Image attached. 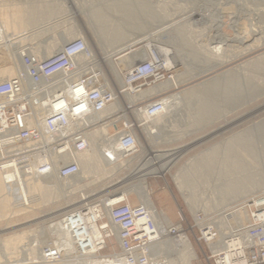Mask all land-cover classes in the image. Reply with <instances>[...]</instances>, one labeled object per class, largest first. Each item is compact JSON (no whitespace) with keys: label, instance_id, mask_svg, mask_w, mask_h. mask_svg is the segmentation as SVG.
Returning <instances> with one entry per match:
<instances>
[{"label":"built area","instance_id":"built-area-1","mask_svg":"<svg viewBox=\"0 0 264 264\" xmlns=\"http://www.w3.org/2000/svg\"><path fill=\"white\" fill-rule=\"evenodd\" d=\"M96 56L89 52L82 37L67 40L47 56L34 54L24 46L19 72L0 80L2 170L16 172L17 168L23 178L54 172L60 179H72L80 170L76 156L88 150L90 132L100 125L111 128L107 135L110 141L98 140L100 155L106 162L115 164L141 153L139 135L145 132L147 124L144 116L163 110L167 96L150 95L133 103L122 96L126 92L135 94L140 86L164 79L163 66L149 56L126 69L123 86H113L105 82ZM116 96L122 97L120 107L114 112L102 113ZM138 111L142 113L141 120L136 115ZM50 153L56 158L55 165L46 158ZM65 157L69 159L65 161ZM106 198L82 200L74 209L70 208L73 211L68 209L51 220L60 222L67 232L89 225L100 228L99 240H91L84 229L80 231L83 234L78 250L92 251L94 255L88 264H156L149 254L152 242L183 234L191 241L189 233L200 249L197 251L194 247L196 254L190 264H264V192L226 208L224 216L228 219L241 209L246 215L232 223L224 234L214 224L217 214L199 212L195 217L190 212V223L180 208L176 212L178 220L172 222L167 216L170 226L157 234L153 214L140 199L130 203L128 196H124L117 202L105 201L106 211L102 204ZM89 205L93 206L95 215L91 222L83 224L81 219L90 213L86 209ZM111 239L116 243V250L101 253ZM38 252L32 262L23 264H55L64 259L51 238L39 245Z\"/></svg>","mask_w":264,"mask_h":264},{"label":"bare ground","instance_id":"bare-ground-1","mask_svg":"<svg viewBox=\"0 0 264 264\" xmlns=\"http://www.w3.org/2000/svg\"><path fill=\"white\" fill-rule=\"evenodd\" d=\"M43 1H45V0H0V6L3 5V8L5 6L6 7L5 10L9 6H10V9L12 6V8H15V10H19V9H22L23 5H25L28 2L32 4V3H37V2L42 3ZM47 1H49L50 3L54 2V1H58V2L60 1L62 3H65L67 6L66 7L67 10H69L70 16L76 17V15H82L86 19V22L89 24L90 31L95 36L97 43L99 44L100 48L103 51V56H101V60L106 61L110 65L109 66L110 69L112 70V72L117 77L116 79H118V82L121 84V86H123L124 77L122 75V78H121V74L119 72V69L117 68V66L115 64V62H116L115 58H116V60H117V58H118V60H122L120 63H124L127 67L128 66L131 67L135 62L143 60L149 56H152L154 59H156L158 61L159 64L165 66V68L171 67V66L175 65L176 63H182V64L187 65L188 61L185 58L188 56V54H184L179 50H175V49L172 50L173 45H168L167 44L168 42H172V40H174L176 37L179 36V37H181L179 40L182 41V44H180L181 46L185 47V45L188 46L189 44L192 43L191 45L195 46V49L198 52L197 54H203L204 53L203 55H205L209 60V58L213 57L214 54H216V51L218 49H221L222 45H226L227 41H229V39H230L229 36L220 29V26H221V24H220L221 21L219 20L220 16H218V20L216 19L217 20L216 32H215L216 34H213L214 36L212 35L213 37H211V40H209L207 38L209 40L210 44H213V45L215 44L214 46L213 45L210 46L209 44H207V45L206 44L205 45L197 44L196 41L194 44L192 41H190L191 39H189L191 37L190 34L187 36H184V34H183V32L185 30L184 28H188V26H189L188 20H187L188 23L185 20V22L182 21L183 23H179L178 26L177 25L175 26V23H174L173 27L171 26L172 28H170V30L167 29L166 25H165L162 28V30L159 31L161 33L159 35H155L152 33L149 34V31L145 30L146 29L145 24L148 23L147 22L148 19L146 17H148V16L154 17L155 14L161 15L163 17L165 10H167V7H169V4L170 3L172 4V2H170L171 0H133V1H130V0H47ZM134 2L136 4H138L139 9H135L134 7H132V3H134ZM199 11L200 12H198L196 15H198L202 19H205L204 17L207 16L208 13H204L205 11H201V10H199ZM8 12L5 13V11H4V13L6 15ZM12 12H13V10H12ZM138 14L140 16H142L141 21H139L140 17L137 16ZM0 15L1 16L3 15L1 13V11H0ZM10 15H11V13H10ZM16 15H17V12H16ZM6 17H8V16H6ZM168 17H170V14H168ZM1 18L2 17H0V21H1V25H0V40H1L0 49L7 51L8 55H9L8 57L10 58V60L14 61V64H11L7 68L4 67L5 70L6 69L7 70L5 72L3 71L2 73L0 72V80L9 78V77H11L14 74H17L19 72V70H20V52L22 51L24 46H25V48L28 47L30 49V51L34 54L36 53L37 55H40V56H47V55L53 53L54 51H56L57 49H59V47L64 42H66L67 40H70L71 38L75 37L76 35H80L82 32L81 29L79 30V28L75 26L72 28H67L66 30L65 29L58 30L55 32V33H57L56 36H54L53 34H51L52 31H50V28H52V27H50V26H53V24H55V23H51L52 21L50 19L52 17L51 18L49 17L50 19L43 21L42 23L37 22L39 24H36V28L34 29V27H35L34 26L33 27L34 30L32 32H29V34H27L28 41H26L25 44L20 45V41H18V40L23 38L25 35L20 34L22 32H18L19 30L13 29L11 26H8L9 25L8 22L11 18H13V16L8 21H7V18L5 19L3 16V18L5 19L4 21H6V23L8 24V25L6 24L8 27H6L5 22ZM172 18H173V15H171V19ZM55 20H58V19H54L53 21H55ZM167 21H166V24H167ZM48 22H50V23H48ZM12 24L10 21V25H12ZM124 24L127 25L128 27L125 26ZM164 24H165V22H164ZM170 25H172V24H170ZM170 25H169V27H170ZM9 27L11 28L10 30L8 29ZM234 28H235L234 31L236 34L235 39H237V38L242 39L244 36L243 37L239 36L238 24H236ZM26 29H29V28H26ZM26 29H24V30L25 31L30 30V29L29 30H26ZM41 33H42V35H44V33H46L45 35L48 34L47 35L48 37H45V40H42V38H41L42 41L40 39H38V41H37V37H40L39 35H41ZM250 33H251V36H254V37L252 38L253 42H251V44L249 43L248 47H252V46L254 47V46L264 42V28H261L259 26L258 27H256V26L252 27L250 29ZM231 37H233V36H231ZM82 38L86 41V43L89 47V52H91V54L94 57L95 51L93 50V47H91V45H90L91 42L89 43V39L86 36H82ZM26 39L24 38V41ZM244 39H246V38H244ZM141 40H145L147 42L146 45L143 47H140V48L133 49V46L135 44H137L138 42H140ZM162 41H167V42L164 43ZM239 43H240V41H239ZM38 45H39V47L41 46V48L37 50ZM246 48H247V46H246ZM246 48H245V50H246ZM238 49H239V47H238ZM222 50H220V51H222ZM174 52H175V54H174ZM218 53H220V52H218ZM173 58L174 59L176 58V60H174ZM15 61L17 62L18 65H16ZM81 61L82 60L80 59L79 63H81ZM256 64H257V62H256ZM16 66H17V68H16ZM0 69H2V68H0ZM255 70H257V69H255ZM177 75H179V74H177ZM234 75H236V74H234ZM230 76L231 75L226 73V75L224 74V77L221 80H218V79H212L211 80L210 79V82L208 81L207 83H202V85L199 84L200 88L198 87V89H196L194 87V88H190L189 90H187L185 92L183 91V93L181 92V94L179 92V94L175 93L172 95H167L163 110H161L160 112H158L156 114H153V116H149L147 114L144 116L145 120H147V123H148L144 126V129H146V131L150 135H151V133L157 132L158 136L155 137V136L151 135V137H150V139H151L150 143L151 144H150V146L148 145V148H147L148 152L144 155V157L141 159V161H139V163L136 164L135 167H133V170H135V172L132 171V169H131V171L134 172L133 174H135L136 177H139V179H138V182L135 184V188L133 190L127 191L126 195L128 196V194L133 193L134 195H136V197L138 199H140L149 208V210L152 212L153 218L155 220V226L157 229V234H160L164 229L160 222H162V221L167 222L168 225L166 227H168L170 225H169V222L167 219V215L162 211H157L156 206H155V204L152 201L151 196H150L151 189L148 187L146 177L148 175H154L155 177L156 176L164 177L166 172H170V170L175 165L178 164V161L182 157V152L185 151V149L182 150V149H174L173 148V149H170L169 152L167 150L166 151H162L159 149L154 150L153 147H154V144H156L154 138H161V137L163 138L164 134L166 135V132H165L166 126H168V125L170 127H171V125L173 126V123H174L173 117L176 115H181L180 114L181 110H176V109L177 108L179 109V106H181L182 103L184 105L185 104L189 105L191 103V101L195 99V104H194L195 107L194 108L196 109V111L199 110L198 113H205V114L207 113L208 116H209L208 113H211L210 116L212 117L213 114L216 113L213 108L216 106L217 103H216V98H214L211 95L212 93L209 94L210 91L220 87L219 85H221L222 81H223L225 83V85H223L224 87H222V90L224 89L223 94H225L226 97L230 96V94H228V93L231 92L232 90H235L238 93L240 85L237 84L238 83L237 77H239V76L235 77L236 79L234 78L235 81H234V79L229 80L231 78ZM240 76H241V73H240ZM242 77L240 79H242ZM176 78L178 79V77H176ZM172 81H173V79L172 80L165 79V80L160 81L159 83H157L154 86H151L147 89H143V90L140 89L135 94H130V93L126 92V93H124V97L127 98L129 103H133L137 99L140 100V98H143V97L146 98L150 95H153L154 93H157L159 91H162V90L170 87L171 85L173 86V84H175L176 82L175 81L172 82ZM201 94L204 95L205 97L204 96L201 97L202 96ZM227 101H228V99H227ZM119 107H120V101H119V98L116 96V99L112 103L108 104L102 113L114 112ZM184 111H186V110H184ZM183 113L185 114V112H183ZM189 113L191 116V112H188V114H186V117L187 116L189 117ZM136 115L139 119L142 118V113L140 111L136 112ZM202 115L203 114H201V116ZM207 115H205V116H207ZM186 117L183 116L184 119ZM177 118H178V116H177ZM177 118L175 117V119H177ZM205 118H208V117H205ZM205 118L203 116V119H205ZM181 120H182V118H181ZM187 121H189V120H187V118H186L185 123ZM208 122H210V121H208ZM182 124H184V123H182ZM173 127H171V129H173ZM257 128L259 130V131H257L258 132L257 136L264 137V126L260 125ZM255 130H257V129H255ZM108 133H109L108 127L106 125H100L96 129H94L93 131L90 132L89 148L87 151H85V153L83 152V153L79 154L78 156H76V159L79 163L80 170H79V173L77 175L72 177V179L71 178L60 179L55 175L54 172L49 174V175H46V176L24 177L23 178L22 177L23 175L21 174V172L17 168H16V172L14 169H7L5 171H2L0 169V194H1L0 206L5 207V205H7V203L10 202L9 200L15 199L14 202L17 201V205L18 206L22 205V206L18 207L17 209H16L17 206L11 207V208L9 207V211L11 210L10 213L11 212L17 213L20 211L26 212L29 210L31 211L33 209V206L36 205V203H33V201L36 198L31 197V195L33 193L42 195V197L44 199H46L48 202L54 201L56 199H62L67 203V205L65 207L80 203V202H82V200H86V199L88 200V198L91 195L89 196V195H85L84 193H82V196H81V199L79 202H76V201H75L76 203H74L73 201H72L73 203L68 202L70 200V198L74 197L73 194H74L75 190H77V188L84 187V185L86 183H89L88 181H89L90 175L92 173H97V175L100 174V176H101V174L103 175L108 171L110 172L113 168H116L115 170H117V168L120 167V169H121V166L129 164V162L132 159V157H129L127 159H121L119 162H117L115 164H111V163L106 162L102 158V156L100 155V151H99L100 147H99V141L98 140H99V138H103V140H102L103 143H105L106 141L107 142L110 141V139H108L109 137H107ZM166 138H163V139H166ZM251 139H252L251 128L246 129V130L242 131L241 133H238V134L234 135L233 137H231V138L229 137L227 139V141L225 142V144L223 146V149L226 150L227 155L224 159H222V161H220L221 163L218 162V164H220L219 166L217 165L219 167V172H217L218 170L216 169V164H215L213 158H216V156L214 157V155L217 153V150L220 148V145H218L217 147L211 148V150L208 149V151H207V149H206V151H204L202 153L200 152V155L193 157V159L191 158V160L187 164L180 165L176 169L175 173L172 175L173 180H174L178 190L182 193L184 199L187 202H191V208H193V213H194L193 215L195 217L198 216L199 212H203V211H197L196 210V209H199L200 207H199V201L193 196V193L191 192V189L189 188L191 186V184L193 183L192 179L197 180L201 177L200 180L203 181L204 179H207L208 177H212L213 171L215 169L217 170V171L215 170L217 172V174L214 175V178H212L210 184L213 183V185H212L213 190H215V191L217 190V192L218 191L222 192L220 194L224 193V195L222 197L223 199L220 198L221 200L219 199L220 200V202L218 201L219 203H221L222 200H223V202H225V201L227 202V200L229 201V199H231V201H232V199H236V198L239 199L241 197H245V195L247 193H249V192H251V191H253L259 187L263 188V186H264V174L258 168L255 167V166H257L256 165L257 162H255L254 163L255 165L253 166V164H252L253 162H250V163L246 162L248 164L245 163V161H246L245 157H244L245 160H243L242 158H239V157L243 156V153H242L243 151L248 153L249 157L253 156V153H256L253 149L255 147L253 146ZM261 140H262V138H261ZM162 143H164V142H162ZM194 143H193V145H194ZM218 144H219V142H218ZM238 150L241 151L240 153H242V155H240V154H239V156L237 155ZM262 150H264V149H261V151ZM221 152H223V151H221ZM259 152L260 151H258V153ZM38 158H40V157H38ZM46 158L49 161H51L53 165L56 164V158H55L53 153L47 154ZM33 159L37 160V158H33ZM40 159H44V157H41ZM68 159H69V157L64 158L65 161ZM219 160H221V158L218 159V161ZM216 161H217V158H216ZM247 161H248V159H247ZM259 164H261V163H259ZM259 166L260 165H258V167ZM253 167H254V170L251 169V171H248V172L246 171L247 169L253 168ZM260 167H262V166H260ZM262 168H264V167H262ZM55 169H56V166H55ZM128 174H130V172ZM93 175H95V174H93ZM93 175H91V176H93ZM207 180H209V179H207ZM209 182H207V183L209 184ZM8 183H11L10 184L11 187L9 186ZM90 183H91V181H90ZM7 184L9 187H7ZM210 184L206 185V187H209ZM198 185H199V183H198ZM192 186H193V184H192ZM204 186H205V184H204ZM8 188L12 191L10 192ZM210 188H209V190H210ZM188 189H190V191ZM192 191L194 192V190H192ZM219 192H218V194H219ZM190 193H192V194H190ZM210 193H212V192H210ZM220 194H219V196L221 197ZM197 195H198V193H197ZM195 196H196V194H195ZM121 197H124V196L121 195ZM121 197H119V198H121ZM215 197H218V196H215ZM115 198L116 197H111V198H109V200L107 199L105 201L117 202L120 200V199H115ZM214 200H215V198H214ZM43 201H45V200H43ZM105 201L103 202V206H104L105 210L108 211V206L105 205L106 204ZM209 201H210V199H209ZM206 204H203V209H205L207 207ZM10 205H7V206H10ZM218 205H220V204H218ZM65 207H63V208H65ZM92 207H93L92 205H89V207L86 208V209H89L91 216H90V213L87 214L86 216H84L81 219L83 221L82 222L83 224H85L86 221L91 222L93 215H95V212L91 210ZM63 208H59V210H61ZM73 209H70V210L73 211ZM1 210L5 211L4 208H2ZM59 210L57 209L55 211L59 212ZM67 211H64V212H67ZM64 212L62 211V215L65 214ZM51 213L53 214V212H51ZM59 213H61V212H59ZM203 213L206 214L205 212H203ZM206 215H208V214H206ZM245 215H246L245 212L241 209V211L239 210L238 212L232 214V217H230L229 219L225 218V217H223V218L220 217L219 219L214 220L215 221L214 224L216 223L218 225L219 229L223 230L222 233L224 234L225 228H229V226L232 223H234V222L236 223V222L242 220ZM48 229H49V234H47V235L45 234V231H44L46 229H44V230H43V228L41 229L40 234L42 236L41 237L42 241H44V240L46 241V238L50 237L53 240V242L63 252L62 255H64V259H62L61 261H59L55 264H88V262L91 260V258L94 255L92 254L93 253L92 251L82 253L78 250L79 249L78 246L80 245V243H81L80 240L82 238L80 235L83 234V233H80V231L84 229L88 233V236L90 237L91 240H99L101 238V234H102V231L96 225H89L87 227L84 226L82 229H78V227H76L75 229H73V231L67 232L64 229V227H62V224L58 221H55L54 224L49 225ZM110 229L113 232H116V228L114 226H111ZM45 235H46V238H45ZM24 236H25L24 232H22L19 235H13V236L5 237L4 239L3 238L0 239V264H18L17 260H19V259L12 260L11 256L18 254L17 249L21 248L20 243L22 244L21 241H23ZM36 249H37V245H36V247L32 246L30 248H27L26 250L21 248L19 251L24 250L26 252L25 256L27 255L29 257L28 262L30 263V262H32V259L35 255V252H36ZM194 249L195 248L192 245L191 241L188 239V237H186V235L183 234L180 236H175V237L173 236V237H167V238L164 237V238H160V239L155 240L154 242H152V244H150L149 254H150L152 260L156 264H190L192 258H194L195 254H196V251ZM24 251H22V252H24ZM69 258H72V260H69ZM21 260H23V259H20V261Z\"/></svg>","mask_w":264,"mask_h":264},{"label":"rangeland","instance_id":"rangeland-1","mask_svg":"<svg viewBox=\"0 0 264 264\" xmlns=\"http://www.w3.org/2000/svg\"><path fill=\"white\" fill-rule=\"evenodd\" d=\"M130 1H133V0H130ZM170 2H172V4L171 3L169 4V7H167V10H165L163 17L161 15H156V14L154 17H151V16L146 17L148 19L147 20L148 23L145 24V26H146L145 30L149 31V34L152 33L155 35H159V34H161L159 31H161L165 25H166V28L170 30V28L173 27L174 23H175V26L176 25L178 26L179 23H183L182 21L185 22V20H186V22H187V20H188L189 23L188 22L187 23L189 26H188V28H184L186 30V31L184 30V32H183L184 36H187L190 34L191 37L189 39H191L190 41H192L194 44L196 41L197 44H203V45L209 44L210 46H212L213 44H210L209 40H211V37L214 36L213 34H216L215 33L216 32V23L218 20V16H220L219 17V20L221 21L220 29L224 33H226L230 39H229V41H227L226 45H222L223 47L221 46V49H218L216 51V54H214V56L209 58V60H208V58L205 55H203L204 53L203 54H197L198 52L196 51L195 46L191 45L192 43L189 44L188 46L185 45V47L181 46L180 44H182V41L179 40L181 37H179V36L176 37L174 40H172V42H168L167 44L173 45L172 50L175 49V50L181 51L184 54H188V56L185 58L188 61L187 65L182 64V63H176V64L174 63L175 65H173L171 67H166V68H165V66L162 65L163 66L162 73L164 75V79H161V80L155 82L154 84L151 82L147 83L143 86H140L139 89H141V90L147 89V88L154 86L155 84H157L160 81H163L165 79H167V80L173 79V81L176 82L175 84H173V86L171 85L170 87H168L162 91L154 93L153 95H151V97L159 96V95L161 97H164V96L172 95L175 93L179 94V92L181 94V92L183 93V91L185 92V91L189 90L190 88L195 87L196 89H198V87L200 85H202V83H207L208 81L210 82V79L211 80L212 79L221 80L224 77V74L226 75V73L231 75L230 76L231 78L229 80L234 79L235 77L239 76V77H237V80H238L237 84L240 85V87H241L240 88L238 86L239 87L238 93L235 90H232L231 92H229L228 94H230L231 97L230 96L226 97L225 94H223L224 89L222 90V87H224L223 85H225V83L223 81H222V84L219 85L220 87L210 91L209 94L212 93L211 95L214 98H216V103H217L216 106L213 108L216 113L213 114L212 117L210 116L211 113H208L210 116L209 117L207 115V113L206 114L205 113H198L199 110L196 111V109L194 108L195 107V105H194L195 99L191 101V103L189 104L190 106L188 104L184 105L182 103V105L179 106V109L178 108L176 109V110H181V113H180L181 115H176L173 117V119H174L173 126L174 127L171 125V127H173V129H171V127L169 125L166 126V129H165L166 135L164 134L163 138H166V137L167 138L166 139H163L162 137L161 138H154L155 142H156V144H154V147H153L154 150L155 149H159L162 151L167 150L169 152L170 149L174 148V149H182V150L185 149V151L182 152V157L178 161V164L175 165L170 170V172H166L164 177H161V176L155 177L154 175H148L146 177L148 187L151 189V193H150L151 199L154 202L157 211L164 212L171 219L172 222H176L178 220L176 212L180 208L185 213L188 222L191 223L190 212H192V214H194L193 208H191V202H187L184 199L182 193L178 190V188H177V186L173 180V177H172V175L175 173L176 169L180 165L187 164L191 160V158L193 159V157L200 155V152L202 153V152L206 151V149H207V151H208V149L211 150V148L217 147L218 145H220V148L217 150V153L214 155V157L216 156L217 161H216V158H213V160L216 164V169L218 171L216 169L215 170L217 172H219L218 166L220 164H218V162L221 163L220 161H222V159H224L227 155L226 150L223 149V146H224L225 142L227 141V139L229 137L230 138L233 137L234 135H236L238 133H241L242 131H244L246 129L251 128V133H252V139L251 140H252L253 146L255 147L253 149L256 153H253V156L249 157V154L243 151L242 152L243 156L239 157V158H242L243 160L246 159L245 163L246 162H249V163L253 162L252 163L253 166L255 165L254 163L257 162L256 163L257 166H255V167L258 168L264 174V170H263L264 168H262V167H264L263 166L264 165V150L261 151V149H264V137L257 136L258 135L257 131H259L257 127H259L260 125L264 126V42L254 46V47L252 46L253 48L248 47V44L249 43L251 44V42H253L252 38L254 37V36H251L250 29L252 27H255V26L256 27L259 26L261 28H264V0H171ZM26 7L28 8V6L26 5V6H23L22 9L15 10V8H12V6H11V9L13 10V12H12V10L10 9V6L7 7V9L5 10L6 7L4 6V8H3V5H2V6H0V9H1L0 11L3 15L2 16L0 15V17H2L1 19L3 21L6 18L8 21L13 16V18H11L8 22L9 25L6 23V21H4V22H5V25L7 24L8 26H11L13 29H17V30H18V28L24 29L27 27H32V26L39 24L40 22L42 23L43 21H46L52 17L50 19L52 22L51 21L50 22L55 23V24H53L54 29L50 28V31H52L51 34H53L54 36H56L57 33H55V32L58 30H62V29L66 30L67 28H72L75 26L78 27L79 30L81 29L82 35L80 34V35H76V36L77 37L86 36L89 39V43L91 42L90 45H91V47H93V50L95 51L94 57H95V55H97L96 57L100 61V71H102L101 73L103 74V76L105 78L104 79L105 82L108 85L111 84L113 86L114 85L118 86L120 84L118 82V79H116L117 77L115 76V74L110 69V67H109L110 65L106 61L101 60V56H103V51L100 48L99 44L97 43L95 36L90 31L89 24L86 22V19L82 15H76V17L70 16L69 10H67V8H66L67 7L66 4L62 3L60 1L59 2L54 1V2L50 3L49 1L45 0L42 3L41 2L32 3V4H30L29 11ZM132 7H134L135 9H139L138 4H136L135 2L132 3ZM199 10L205 11L204 13H208V15L204 17L205 19H202L198 15H196L198 12H200ZM4 11H5V13L8 11L9 12L6 15L4 13ZM16 12H17V15H16ZM10 13L12 16L10 15ZM168 14H170V17H168ZM171 15H173V18H172L173 20L171 19ZM3 16L5 19L3 18ZM6 16H8V17H6ZM137 16L140 17L139 21H141L142 16H140L139 14ZM54 19H58V20L53 21ZM28 20L30 21V23H32L31 24L32 26H30L29 24H26ZM10 21H11V24L13 23L12 25H10ZM166 21H167V24H166ZM37 22H39V23H37ZM50 22H48V23H50ZM164 22H165V24H164ZM168 24L169 25L172 24V25H170V27H169ZM236 24H238L239 36H242V37L244 36L242 39H238V38L235 39L236 34L234 31V29H235L234 27ZM0 25H1V21H0ZM7 25H6V27H8ZM54 26H56V27H54ZM125 26H127V25H125ZM8 29L10 30L11 28L9 27ZM20 34L25 35V36L23 35L24 36L23 38L18 40V41H20V45H23L26 43V41H28L27 34H29V33H20ZM45 34L46 33H44V35H42V33H41V35L43 37L41 35H39L40 37H37V41H38V39L41 40V38H42V40H45V37H48L47 36L48 34L47 35H45ZM231 36H233V37H231ZM75 37H73V38H75ZM24 38L25 39L27 38V39L24 41ZM244 38H246V39H244ZM239 41H240V43H239ZM162 42L166 43L167 41H162ZM146 43L147 42L145 40H141L140 42H138L137 44H135L133 46V49L143 47L146 45ZM237 46L239 47V49ZM246 46H247V48H246ZM40 48H41V46L39 47V45H38L37 50ZM245 48H246V50H245ZM220 50H222V51H220ZM218 52H220V53H218ZM174 54H175V52H174ZM8 56L9 55H8L6 50L0 49V68H2V69H0L1 73L3 71L5 72L7 70V69L5 70V68L9 67L11 64H14V61L10 60V58ZM174 60H176V58ZM115 61H116L115 64H116L117 68L119 69V72H120L121 78H122V75L124 74V72H126V69H128L130 66L127 67L124 63H120L122 60H118V58H117V60L115 58ZM255 61L257 62V64ZM15 63H16V65H18L16 61H15ZM16 68H17V66H16ZM255 69H257V70H255ZM240 73H241V76H240ZM177 74H179V75H177ZM234 74H236V75H234ZM176 77H178V79ZM241 77H242V79H240ZM235 79H234V81H235ZM203 96L204 95H202L201 97H203ZM122 97H124V96H122ZM121 98H119L120 104H121V100H120ZM226 98L228 99V101ZM123 99L127 100V98H125V97ZM140 99H142V98H140ZM137 100H139V99H137ZM184 110H186V111H184ZM182 111L185 112V114ZM188 112H191V116L189 113V117L188 116L186 117V114H188ZM201 114H203V115L201 116ZM205 115H207V116H205ZM177 116H178V118H177ZM183 116L186 117L187 120H189V121H187L188 123L187 122L185 123L186 118L184 119ZM203 116H204V118L205 117H208V118L203 119ZM175 117L177 119H175ZM180 117L182 118V120ZM208 121H210V122H208ZM182 123H184V124H182ZM255 129H257V130H255ZM109 130L111 131V128H109ZM109 130H108V132H109ZM144 130H145V132H142L141 135H139V139H140V142L142 145L141 153H139L135 156H132V159L129 162V164L121 166V169H120V167L117 168V170H115L116 168H113L114 169V170L112 169L113 171L112 170L110 172L108 171L109 173L106 172L103 175L101 174V176H100V174L97 175V173H92L91 175L95 174L96 176L93 175L94 176L93 177L90 175L91 180L89 179V181H88L89 183H86L84 185V187L77 188V190H75V192L73 194L74 197L70 198V200L68 202L69 203L79 202L81 199L82 193H84L85 195H89V196L91 195L89 197L90 200L97 198L98 200L101 199V201H103L102 199H104L106 197L107 198L105 200H107V199L109 200V198H111V197H116L115 199H120L119 197H121V195L127 196L126 192L133 190L135 188V184L138 182V179H139V177H136L135 174H133L135 172V170H133V167H135L136 164H138L139 161H141V159L144 157V155L148 152L147 148H148V145L150 146V144H151L150 143L151 142V139H150L151 135L155 136V137L158 136L157 132L151 133V135H150L146 131V129H144ZM261 138H262V140H261ZM162 142H164V143H162ZM218 142H219V144H218ZM193 143H194V145H193ZM221 151H223V152L225 151L224 152L225 154ZM258 151H260V152L258 153ZM240 152H241L240 150L237 151L238 156H239V154L242 155V153H240ZM244 157H245V159H244ZM220 158H221V160L218 161V159H220ZM247 159H248V161H247ZM259 163H261V164H259ZM246 164H248V163H246ZM258 165H260L262 167H260V166L258 167ZM131 169L134 172H132ZM251 169L254 170V167L249 168L246 171L247 172L251 171ZM215 170L213 171V176L208 177V178L206 177L209 180L204 179L205 180V181L203 180L204 182L202 180H200L201 177L199 179H197L198 181L200 180L199 182L196 179H192L193 180V183H192L193 186L191 184V186L189 188L191 189L193 196L199 201V207L200 208L196 209L197 211H203L208 215L215 213V214H217V216H216L217 219H219L220 217L223 218V217H225L224 212H225L226 208L229 207L230 205L236 204V202H240L246 198H249L250 196H253L254 194L264 192V186H263V188L259 187L255 190L247 193L245 195V197H241L239 199L238 198L232 199V201H231V199H229V201L227 200L228 203L226 201L223 202V200H222V202L219 203L220 200L223 199L222 197H223L224 193L220 194L222 192L218 191L219 194L221 195V197H220L217 190L215 191L212 189L213 183L210 184L212 178H214V175L217 174V172ZM2 171H4V170H2ZM128 171L130 172V174H128L129 173ZM90 181H91V183H90ZM194 181L195 182L197 181L199 183V185L197 182H196L197 183L196 184ZM207 182H209V184H210L209 187H206V185H209ZM8 184L11 187V185H10L11 183H8ZM8 184H7V187H9ZM204 184H205V186H204ZM209 188H210V190H209ZM190 189H188V190L190 191ZM192 190H194V192ZM9 191L11 192L12 190L9 189ZM210 192H212V193H210ZM192 193H190V194H192ZM197 193H198V195H197ZM195 194H196V196H195ZM215 196H218L219 198L215 197ZM0 197H1V194H0ZM31 197L36 198L33 201V203H36V205L33 206V209L31 211L29 210L26 212L20 211L17 213L16 212L10 213L11 210L9 211V207L11 208V207L17 206L16 207V209H17L18 207L22 206V205L18 206L17 201L14 202L15 199L9 200L10 202L7 203V205L13 204L12 206L11 205L10 206L5 205L6 208L0 206V239H2V238L4 239L5 237H9V236H13V235H19L22 232H24L25 236L23 238V241H21L22 244L20 243V247L22 248L23 246L26 245V246H28L27 248H30L32 246L36 247V245H37V249H36V252L34 255V257L36 258V257H38L37 255L39 254V252H38L39 245L46 243L50 238V237L46 238V235L49 234L48 226L55 223L54 221H51V220H53L56 216L58 217V214L62 215V211L63 212L65 210L67 211L71 207L73 208V206L76 204L65 207L67 205V203L62 199H56L54 201L48 202L46 199H44L42 197V195L36 194V193L35 194L33 193L31 195ZM128 198H129L130 203H136L138 201L136 195H134L133 193L128 194ZM214 198H215V200H214ZM209 199H210V201H209ZM43 200H45V201H43ZM203 204L207 205V207L205 209H203ZM218 204H220V205H218ZM166 205H169L171 208L168 210V212L166 209H164ZM63 207H65V208H63ZM2 208H4L5 211L6 210L7 211L5 212L4 210H1ZM59 208H63V209L59 210ZM57 209L61 213H59L58 211H55ZM172 211H173L174 215L172 214ZM51 212H53V214ZM104 221H106V220H104ZM160 223L162 224L163 228H165L168 225V223L165 221H162ZM42 228H43V230L46 229V230H44L45 234H46L45 235L46 241L45 240L42 241V238H41L42 236L40 234V231ZM227 229L228 228H225L224 230L226 231ZM221 231H223V230H221ZM191 235L192 234H190V233L188 234V236L190 237V239L192 241L191 243H193L192 245H194V247L196 248L195 250L199 251L200 249H198V245H197L196 241L194 240L193 236H191ZM32 241L36 242V245L31 246ZM109 243L110 244L108 245V248L104 249V251L101 253H108V252H111L113 250H116L115 241L113 239H111L109 241ZM21 248L17 249L18 254L11 256L12 260L19 259V260H17L18 264L27 263L29 260V257L27 255L25 256L26 252L24 251L27 248L26 249L23 248L24 250L19 251ZM22 251H24V252H22ZM34 257H33V259H35ZM20 259H23V260L20 261ZM69 260H72V258H69Z\"/></svg>","mask_w":264,"mask_h":264},{"label":"crops","instance_id":"crops-1","mask_svg":"<svg viewBox=\"0 0 264 264\" xmlns=\"http://www.w3.org/2000/svg\"><path fill=\"white\" fill-rule=\"evenodd\" d=\"M30 4H31V3H29V2H28V3H26V4H25V5H23V6H26V5H27V6H28V8H27V7H26V8H27V9H28V11H29V9H30ZM26 24H29L30 26H32L29 20L27 21V23H26ZM34 26H35V27H34ZM34 26H32V27H27V28H29L30 30H29V29H26V28H24V29H26V30H29V31H25L24 29H19V28H18V30H19L18 32H22V33H29V32H32V31H33V30L36 28V25H34ZM33 27H34V29H33ZM50 27H52V28H53V26H50ZM54 27H56V26H54ZM48 28H49V27H48ZM52 28H51V29H52ZM53 29H54V28H53ZM20 30H21V31H20ZM23 30H24V31H23ZM164 209H166V210H167V212H168V210H169V209H171V208H170V206H169V205H166ZM172 214H173V211H172ZM173 215H174V214H173Z\"/></svg>","mask_w":264,"mask_h":264}]
</instances>
